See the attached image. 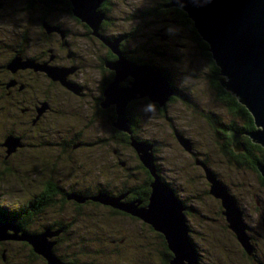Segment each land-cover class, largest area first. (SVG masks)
Returning a JSON list of instances; mask_svg holds the SVG:
<instances>
[{
  "label": "rangeland",
  "instance_id": "obj_1",
  "mask_svg": "<svg viewBox=\"0 0 264 264\" xmlns=\"http://www.w3.org/2000/svg\"><path fill=\"white\" fill-rule=\"evenodd\" d=\"M4 1L5 6L0 10V16L5 19L1 17L0 19L6 22V19L13 18L17 35L28 34L27 37H33L30 40L33 45L29 44L32 46L27 52L42 63L40 65L44 64V68H35L36 74L32 75L38 77L36 78L38 82H29L30 85L25 87L26 94H31L33 98L41 97L40 101H45L36 106L35 112L30 113L32 117H36L33 123L29 118L27 119L28 114L21 112L22 109L17 107L13 100L3 95L11 90L14 81L8 83V88L0 85V206L15 207L17 202H22L30 193L41 191L43 183L49 177L60 178L68 175L72 178L74 175H79L78 177L98 179L101 182L115 178L118 180L115 185L122 186L120 180L127 179L126 175L129 172L126 174V171L130 169L129 176L132 173L137 176L133 177L134 180L145 179L148 173L143 169L135 168L139 163L143 165L135 148L125 141H120L121 137L112 138L115 133L111 119L113 115L117 118V113L116 109L112 113L110 108L116 105L110 104L103 107V110L97 104L96 98L101 95L104 101L105 97L104 90L101 89L103 75L99 65L103 69L109 68L105 66L108 60L102 61L100 56L108 55L111 48L95 34L89 37L85 35L87 26L90 25L72 14L73 11L72 17H69L67 12H55L54 23L65 29L63 33L58 34L63 35L61 41L55 42L47 39L41 21H35L45 16L41 9L33 6L35 10H32V7L26 12L20 8H23L28 0ZM8 1L13 3L10 4ZM160 3L161 0H103L100 4L101 7L103 5L107 8L105 11L102 10V24L104 21V24L108 20L110 22L105 33L112 34L104 38L113 41L124 36L118 42L117 48L120 47L124 55L128 53L133 56L137 61L131 60V62L137 65H144L155 71L165 70L166 72L159 71V73L165 76L176 90L175 97L171 95L164 107L157 103L156 115L152 120H149L152 113H145L142 110L148 100L139 99L133 109L136 117L133 125H136L137 129L131 138L133 137L140 144L151 146L147 152L153 157L155 173L163 182L173 185L176 188V191L173 190L175 196L184 205L191 207L188 222L194 229L192 239L197 244V250L199 249L202 257L200 264H259L258 261L263 263L264 177L256 164L264 165V163H260L259 157H254L259 160H254L255 164L252 166L253 158L246 157V146H243L244 150L235 151L232 140L229 145L232 150L228 148L226 151L223 147L226 139L218 135V132L222 131V125L230 121H237L238 124L243 125V121L232 113L224 99L218 96V91L213 85L215 79L210 73L212 69L208 59L185 29L164 16V12L159 8ZM61 4L54 1L52 7L60 8ZM25 12L27 15L24 14ZM29 18L33 21L31 22ZM2 28L4 30V27ZM91 31L93 32V29ZM10 34L15 33L8 31V36ZM35 39H38L36 43ZM18 41L23 40L21 38ZM21 44L23 45L22 42ZM15 48L14 50H20ZM3 49L5 47L0 43V51ZM110 53L116 54L113 51ZM68 54H71L70 58L73 61L69 59ZM51 55H54L53 59L50 58ZM62 66L67 70L61 69ZM203 66H206L207 71L202 73L200 71ZM51 69L55 70V73H52ZM43 70L53 78L58 75L66 78L67 82L69 78L70 84H50V86L44 82L39 84L43 81L40 79ZM105 71L109 70L105 69ZM0 74L4 72L0 70ZM219 77L222 79L221 75ZM186 79L187 83H185ZM4 81L5 79L0 76V84ZM225 87L223 86L226 92L230 93L238 103H242L237 99L239 96H236V93ZM15 93L16 95L8 97L23 99L24 95L28 96L24 91L21 94ZM48 103L52 104L53 109L47 108ZM126 119L131 122L127 115ZM245 136L250 138L248 134H242L243 145ZM19 137L24 141V145ZM181 138L187 142L186 145L180 141ZM256 153L257 156L261 155ZM120 162L125 165L118 164ZM207 170L212 172L221 184L220 186L217 183L219 189L231 197L232 210L240 217L242 235L250 242L251 251L254 242L256 254L252 255L255 252H248L238 240L236 233L229 227L224 215L223 201L211 192L212 182L208 179ZM149 173L153 182L154 177L150 171ZM81 199L83 201V198L79 197V201ZM72 206L70 203L67 204L68 209ZM91 206L87 205L86 209L98 212L104 210L102 206H95V209ZM76 227L82 233L86 230V227L79 224ZM118 227L125 231L123 233L127 234L132 245L133 243L141 247L145 245L141 237L145 236V230L142 229L143 233L140 232L138 221L125 217L122 223L117 222V229ZM49 232L37 235L24 233L21 236H28L34 242L36 238L39 245L49 247L48 239L46 240V236L51 233ZM0 234L6 236L7 233L3 231ZM19 240L1 245L7 249L11 264H16L17 261L27 262L29 258L27 246ZM25 240L35 247V243ZM73 241L72 239L63 241L62 245L65 247ZM142 249L137 251L142 252ZM2 250L0 247V264L4 262L1 256ZM153 250L152 247H145V251L153 252ZM254 256L257 257V262ZM53 259L49 264L57 263V259L55 257Z\"/></svg>",
  "mask_w": 264,
  "mask_h": 264
},
{
  "label": "flooded vegetation",
  "instance_id": "obj_2",
  "mask_svg": "<svg viewBox=\"0 0 264 264\" xmlns=\"http://www.w3.org/2000/svg\"><path fill=\"white\" fill-rule=\"evenodd\" d=\"M54 1H58L62 3L60 5V8L52 7ZM36 2H38L39 4H36ZM4 3H5L4 0H0V10L2 9V7L5 6ZM8 3L11 4L13 2L8 1ZM33 6L35 7L37 6V8L41 9L43 11V14L45 15V16H41L40 20H35V19L34 20L36 22L41 21V27L44 30H46L45 32L47 39L54 40L55 42H60L61 39L63 38V35L60 36L58 34H60L61 32L63 33L65 29H62L60 25L58 26V24L54 23L53 16L54 14H56L55 12H59V13L67 12V14L69 13L68 14L69 17H72L73 14L72 1L71 0H28V2L24 5V7L20 9L28 12V10H30ZM35 7H33L32 10H35ZM106 9H107L106 6H102V7L100 6L98 10L105 11ZM26 12L24 13L25 15H27ZM0 17L3 18L2 15ZM11 20L6 19V22L5 20L2 22V19H0V30H1L0 32H2V34H0V43H2L5 47L3 51H0V70L4 72V74H0V76L3 79H5V81L0 85H4L8 88V83L14 81L15 83L14 85L11 83L12 84L11 90L6 91V93L5 94L3 93V95L7 99L13 100L14 104H16L17 107L22 109L21 112L28 114L26 116L27 119L29 118V120L33 121L34 123L36 117L35 116L32 117L30 113L35 112L36 106L45 100L40 101L41 97L33 98L31 94H26L27 90L25 89V87L27 85H30L29 82H38V80H36V78L38 77H34L32 74L33 73L36 74L34 72L35 68H44L43 67L44 64L40 65L42 63H39L35 57L29 55L27 52V49L33 45L30 42V40L33 37L32 36L27 37L28 34L26 36L21 34L17 35L16 34L17 32H15V30L17 29L15 25V21L13 18H11ZM26 20L28 21V19ZM78 20L79 19L77 18V21ZM30 21L32 22L33 19L31 18ZM108 21L106 22V24H104L105 21L103 22V24L102 22H100L97 29L93 28L92 26H87V31L84 34L87 35L88 37L91 36L92 33L95 34L96 36L99 33L105 38L112 36V34L105 33V30H107L106 29L107 25L110 24V22ZM161 21L164 20L161 19ZM2 27H4V30H6L7 32H5ZM55 27L57 28L60 27V28L58 31H56L57 28ZM91 29H93V31L95 29L97 30V32L94 33L91 31ZM8 31L10 32L12 31L15 34L14 35L10 34V36H8ZM21 38L23 41H18V39ZM2 39L3 41H1ZM36 41H38V39L37 40L35 39L34 42L36 43ZM21 42L23 43V45L21 44ZM30 43L32 45H29ZM15 46L16 48H20V50H14ZM118 50L119 51L121 50L120 47L118 48ZM110 52L112 51L110 50L108 52V55L100 56V60L103 61L104 59L105 61L108 60L109 62L111 61L114 62L118 60V55ZM122 52L123 50H121L122 57L130 61L133 60L131 58L133 56L128 55V53H125L126 55H124ZM68 55H69V59L73 61L72 58H70L72 57L71 54ZM52 56L54 57V55H51L50 57L51 59H53ZM24 60H26V62H24ZM47 65L49 66L50 64L47 63ZM99 68L101 74L103 75L101 89L105 90L108 84L111 83L113 79H115L114 77L115 70L111 68H105L109 70L108 72H106L105 69H103L100 65ZM61 69L67 70V68L64 67ZM158 71L166 72L163 69ZM63 72L65 73V71ZM40 79H42L43 81L39 82V84L40 83L42 84L44 82V84L46 85L48 84L49 86L50 84L64 85V83L60 79H58V81H60L59 83L57 79L51 77L46 71H44V73L40 75ZM133 79H134L133 76L128 74L123 79L124 81L122 83L120 82V87L124 88L130 86ZM65 81L67 82L66 78ZM68 81L70 82L69 78ZM36 88L37 87H35V89ZM23 91L25 92L26 95H28L27 97H25L24 95L23 99H19L16 97H10V98L8 97V96L16 95L15 92L21 94V92ZM173 97L175 96L173 95ZM141 98H146L147 100L149 99L147 96L146 97L139 96L138 98L131 100L132 106L131 103H129L127 106L126 115L131 121L129 122L130 129L132 132L131 134L121 131L113 126L114 118L116 121V117L115 115H113L111 119L113 131L115 133L114 136H112L113 139H118V137H121L120 141L122 142L125 141L131 146V135L134 136L135 131L137 129L136 125H133V122L136 121V117L133 109L135 107L134 105L137 102H139L140 101L139 99ZM36 99L38 100L36 101ZM96 100H97V104H99V106L103 108L101 106L103 101V96L100 95L98 98H96ZM51 105H52L51 103H48L47 108L53 109ZM115 108L116 107H114L113 105L111 106L110 110L112 111V113H114ZM222 131L221 133H219L220 132L219 131L218 135H221L223 133ZM221 136L222 138L225 139H227L228 137V136L225 137L223 134ZM19 138L22 145H24V141H22V138L21 137ZM229 139L231 138L229 137ZM73 147L76 146L73 145ZM225 150H227L226 147ZM118 164L125 165V163L123 162H120ZM135 168L143 169L147 173L149 172V170L140 163L138 166H135ZM127 172L130 173V169L126 171V174ZM38 173L43 174V172H38ZM129 173L126 175L127 179L120 180L122 186L115 185V183L118 181L115 180V178L109 179L110 181L103 180L101 182L98 179L90 180L87 179L88 177L86 178H83V176L78 177L79 175H74L72 176V178L68 177V175L66 177L60 176V178L49 177L43 183L41 191L39 192L34 191V193H30L29 196L26 199H24L22 202L21 201L17 202L15 204V207L7 208L5 206L3 207L0 206V213L4 212V208L6 209L5 213H8L6 216L2 215L3 217L1 216L2 219H0L1 222L8 224L6 226L7 228L6 229L7 234L5 236L6 239L0 240V247H2L3 249L1 253L2 259L4 260L3 264H11L12 261H10L9 258L10 256L7 252V249L1 245L10 244L12 241H18L19 239L22 240L19 241H21L22 243H24V245L27 246L29 250V258L27 259V262L17 261L16 264H49L50 260L46 258L43 254L35 250V247L31 243H28V241L23 239L21 236V234L24 233L37 235L40 233H45L47 231L51 232V233L49 232L50 234L46 236V240L48 239L47 242L51 246V251L54 257L57 259L56 264H171L170 260L172 258V253L170 252L169 248H167L168 245L167 247L165 246V244H167V241L165 239V236L161 232L156 231L152 225L147 223L142 218L133 215L132 213H129L125 210H122L120 208L114 207L109 204L108 205L104 204L94 199L99 194L106 193L111 197L120 198L119 203L123 205L135 203L139 207L147 206L151 194V186H150L151 183L149 182V176H148L149 173L147 174V177L145 176L146 177L145 179L137 178L136 180H134L133 177H137V176L133 173L131 176H129ZM169 185L172 187L173 190L176 191V188H174L173 185H171L170 183ZM79 197H82L83 201L82 199L79 201ZM68 203L73 205L70 209L67 208ZM87 205H92L91 207L94 206V209L95 206L97 207L102 206L104 210H99L100 212L93 209L92 211L87 210L86 209ZM185 207H186L185 214H186L188 227L190 230V237L192 238V233L194 232V229L192 228L191 223L188 222L189 221L188 216L191 215L190 211L192 209L191 207L189 208L187 204H185ZM112 216L114 218H112ZM125 217L138 221L140 223L141 233H143L142 229L145 230V236H141L143 237V241L145 242L144 243L145 245H143L142 247L134 243L132 245V242L127 236V234L123 233L125 231L120 229L119 227L117 229V222L119 221L122 223ZM78 224L86 227L87 231L84 230L83 233L80 232V230L78 231L76 227V225ZM70 239L74 240L73 243L70 245L66 244L67 246L63 247L62 245L64 243L63 241ZM252 245H253L252 252H255L252 253L253 255L256 254L257 250L254 242ZM128 246L131 247L129 248ZM146 246L152 247L154 249L153 252L145 251ZM196 248H197V244H196ZM139 249H142V252H138L137 250ZM157 253L159 255H157ZM197 254L199 256V261H200L202 257L200 256L199 251ZM254 259L256 260V262L258 261L257 257L255 256ZM258 263L264 264V262L261 263L260 261H258Z\"/></svg>",
  "mask_w": 264,
  "mask_h": 264
},
{
  "label": "water",
  "instance_id": "obj_3",
  "mask_svg": "<svg viewBox=\"0 0 264 264\" xmlns=\"http://www.w3.org/2000/svg\"><path fill=\"white\" fill-rule=\"evenodd\" d=\"M74 6L73 14L90 26L97 29L103 18V12L98 10L103 0H71ZM196 6L192 0H171L161 7L175 6L188 12L189 18L201 38L209 44V52L215 63L220 66V83L226 89L236 93L237 99L246 105L254 116L257 127L262 130L242 132L248 134L251 140L264 147V0H211ZM94 29V33L97 30ZM93 34V33H92ZM97 36L107 44L111 50L118 55L114 62L106 61L105 66L115 69V79L109 83L103 92L104 101L102 107L116 103V121L113 126L121 131L131 134L129 121L126 119L125 111L128 102L140 97H148L164 107L171 95H175L173 85L165 76L146 66L134 64L125 60L118 50V42L124 36L113 41H108L101 35ZM55 73V70H52ZM128 74L134 77L132 86L120 87V80ZM54 76L53 74H51ZM230 77L226 82L224 76ZM68 85L64 77L54 76ZM232 93V94H233ZM112 124V122H111ZM235 151L244 150L240 141L242 133L228 129ZM180 141L186 145L187 142L181 138ZM131 145L135 148L141 162L149 169L154 177L151 182V194L147 206L139 207L135 203L123 205L119 203L120 198H114L106 193L96 196L94 199L105 204L125 210L136 215L152 225L156 231L161 232L167 241L168 248L172 253L171 264H200L196 244L190 237L185 205L174 194L171 186L163 182L155 173L153 157L148 155L149 144H140L133 137ZM264 177V165L256 164ZM208 179L212 182L211 192L221 198L225 207L224 215L229 227L236 233L238 240L248 252L251 251L250 242L244 239L240 225V217L232 210V199L229 194L219 189L212 172L207 170ZM4 222L0 221V233L6 231ZM27 235V234H25ZM5 234H0V240H5ZM35 243L36 250L50 261L54 255L49 247L41 246L38 240H30L28 236H22Z\"/></svg>",
  "mask_w": 264,
  "mask_h": 264
},
{
  "label": "trees",
  "instance_id": "obj_4",
  "mask_svg": "<svg viewBox=\"0 0 264 264\" xmlns=\"http://www.w3.org/2000/svg\"><path fill=\"white\" fill-rule=\"evenodd\" d=\"M169 2H170V0H161L159 8L164 12L163 14H165L164 16L168 20L173 21L175 24H178L181 28L185 29V31H187L188 34H190L191 39L194 40L197 47L200 48V50L202 51V54L210 62V67L212 69L210 71V73L212 74V77H214V79H215L213 81V85L216 88V90L218 91V96H220L222 99H224V101L226 102L227 108H229V110L232 113H235L239 118H241L240 120L243 121V125H241L240 123L238 124L237 121L236 122L230 121L228 124L222 125V127H221V130H223L222 134L225 137H227L228 136V133H227L228 129H235V130H238L240 132H248V131L254 130L256 128V125H255L254 117L252 116L251 112L247 109V107L244 104L238 103L236 101V99L230 95V93L226 92V90L223 88L222 84L220 83V77H219L220 76V74H219L220 69H219V66L215 63L214 59L212 58L211 53L209 52V44L206 41H204L201 38V36L198 34V32L194 26V22L189 18L188 13L186 11H184L183 9H180L179 7H169V6L161 7L165 4H168ZM145 14H147V13H145ZM164 21H166V19ZM131 58L136 61L135 58H133V57H131ZM144 63L146 64L147 62H144ZM219 133H221V131ZM227 139H226L223 147L224 148L226 147V149L229 148L230 150H232V148L229 147V145L231 143V139H229V137H227ZM244 145L247 148L246 157L247 158L251 157V159L253 158V160L251 161L253 166L255 164L254 160H256V161L259 160V159H254V157H257V158L259 157L261 159L260 163H264V147L262 145L253 142L251 140V138H248L246 136L244 137ZM226 151H228V150H226ZM256 152L260 153L262 156L261 155L260 156L255 155V154H257ZM149 175H150V173L148 174V176ZM151 181H152L151 177L149 176V182L151 183ZM5 214H4V212L0 213V219H2L1 218L2 215L6 216ZM165 246L167 247V244H165Z\"/></svg>",
  "mask_w": 264,
  "mask_h": 264
},
{
  "label": "clouds",
  "instance_id": "obj_5",
  "mask_svg": "<svg viewBox=\"0 0 264 264\" xmlns=\"http://www.w3.org/2000/svg\"><path fill=\"white\" fill-rule=\"evenodd\" d=\"M211 2V0H203V3H209ZM192 3H194L196 6H201L200 4V0H192ZM207 68L206 66H203V68L201 69L200 72H206ZM192 79V78H189ZM226 82H230V77H228L227 75H225L224 77ZM188 80L186 79L185 83H187ZM145 113H152V116L149 117V120H152L153 117L156 115V111H157V102L155 100L152 99H148L147 104L143 107L142 109Z\"/></svg>",
  "mask_w": 264,
  "mask_h": 264
},
{
  "label": "bare ground",
  "instance_id": "obj_6",
  "mask_svg": "<svg viewBox=\"0 0 264 264\" xmlns=\"http://www.w3.org/2000/svg\"><path fill=\"white\" fill-rule=\"evenodd\" d=\"M171 1V0H170ZM169 7H175V6H169ZM101 12H102V10H100ZM188 13V12H187ZM122 56V55H121ZM124 58V57H123ZM125 59V58H124ZM125 60H127V59H125ZM128 61V60H127ZM135 64V63H134ZM220 67V66H219ZM115 70V69H114ZM134 78V77H133ZM134 80V79H133ZM121 81V80H120ZM120 81H119V83H120ZM150 99V98H149ZM158 103V102H157ZM116 104V103H115ZM159 104V103H158ZM245 105V104H244ZM246 106V105H245ZM126 112V111H125ZM252 114V113H251ZM126 116V115H125ZM253 116V115H252ZM254 117V116H253ZM256 125V124H255ZM254 130H262V126L260 125L259 127H257L256 126V128L254 129ZM236 131V130H235ZM237 132H239V131H237ZM239 133H241V132H239ZM243 134V133H242ZM242 134H241V137H242ZM241 137H240V141H241ZM242 142V141H241ZM242 144H243V142H242ZM230 197V196H229ZM231 198V197H230ZM221 199V198H220ZM222 200V199H221Z\"/></svg>",
  "mask_w": 264,
  "mask_h": 264
}]
</instances>
